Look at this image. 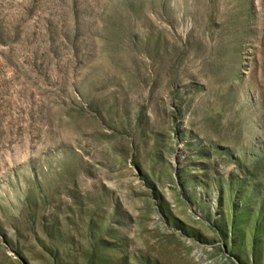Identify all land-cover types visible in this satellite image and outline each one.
Listing matches in <instances>:
<instances>
[{"label":"rangeland","instance_id":"rangeland-1","mask_svg":"<svg viewBox=\"0 0 264 264\" xmlns=\"http://www.w3.org/2000/svg\"><path fill=\"white\" fill-rule=\"evenodd\" d=\"M0 264H264V0H0Z\"/></svg>","mask_w":264,"mask_h":264}]
</instances>
